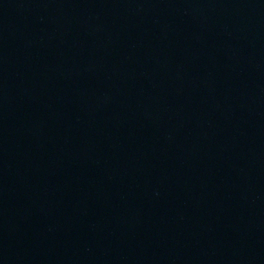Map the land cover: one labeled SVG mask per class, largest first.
I'll return each instance as SVG.
<instances>
[{
  "label": "water",
  "instance_id": "water-1",
  "mask_svg": "<svg viewBox=\"0 0 264 264\" xmlns=\"http://www.w3.org/2000/svg\"><path fill=\"white\" fill-rule=\"evenodd\" d=\"M0 264H264V0H0Z\"/></svg>",
  "mask_w": 264,
  "mask_h": 264
}]
</instances>
